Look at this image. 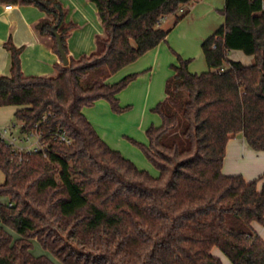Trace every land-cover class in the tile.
Segmentation results:
<instances>
[{
    "label": "trees",
    "instance_id": "trees-1",
    "mask_svg": "<svg viewBox=\"0 0 264 264\" xmlns=\"http://www.w3.org/2000/svg\"><path fill=\"white\" fill-rule=\"evenodd\" d=\"M89 1L104 35L94 52L58 66L55 77L26 76L21 49L6 44L12 65L0 76V108L16 107L13 125L24 123V132L47 117L42 127L65 131L72 144L47 138L48 158L19 160L0 139V264H56L33 254L35 240L61 264H223L215 248L232 264H264V240L254 228L264 225L262 177L248 182L223 173L237 135L264 152L263 0H226L224 24L202 43L208 71L193 73L182 58L173 67L154 109L162 123L148 129L149 145H140L157 176L113 150L83 110L99 100L115 113L127 110L118 96L139 74L114 84L109 78L168 42L162 22H180L196 0ZM0 4L40 8L47 17L36 29L59 55L56 28L68 54L74 25L61 2ZM231 51L253 57L252 64L230 59Z\"/></svg>",
    "mask_w": 264,
    "mask_h": 264
},
{
    "label": "crops",
    "instance_id": "crops-1",
    "mask_svg": "<svg viewBox=\"0 0 264 264\" xmlns=\"http://www.w3.org/2000/svg\"><path fill=\"white\" fill-rule=\"evenodd\" d=\"M58 1L66 10V23L74 25L66 41L68 57L79 59L82 56L90 55L96 50L99 37L104 35V28L96 6L89 0ZM225 3L226 0H196L188 15L180 22L177 23L175 17L165 19L162 22V27L170 31L168 42L161 43L138 61L122 69L121 71H124L123 78L130 74L147 71L144 75V80H148L147 86L152 87L154 83L159 85L163 81L166 82L174 75L172 65L175 57L172 49L186 58L192 55L191 48L198 53V47L224 24V18H219L217 12L224 9ZM8 5L11 4H0V76L10 75L12 55L6 44L11 41L16 48L21 49V67L26 76L55 77L58 73L57 67L64 65L60 56L53 49L52 38L41 35L36 29V26L47 17V14L33 5L12 4L13 9L7 10ZM231 52L241 53V51ZM231 52L229 53L230 59L240 61L244 65L252 64L253 57L249 56V59L245 60L241 55L231 56ZM125 70H130V74H126ZM190 71L199 73L196 72L197 70ZM206 71H208V67ZM114 77L115 75L110 77L108 82L116 83L113 82ZM125 94L126 91L119 94L121 101ZM103 101L105 100H99L95 106ZM93 107L85 108L83 113L101 138H104L98 130L96 120L90 113ZM15 109L17 110L16 107ZM1 120V127L9 126L5 124L6 119L1 118ZM223 173L229 176L242 175L248 182L262 177L258 186L260 189L263 188L264 152L253 150L243 135H237L228 142ZM254 228L264 240V225L254 224ZM213 254L220 258L223 264H232L218 248L213 250Z\"/></svg>",
    "mask_w": 264,
    "mask_h": 264
},
{
    "label": "rangeland",
    "instance_id": "rangeland-1",
    "mask_svg": "<svg viewBox=\"0 0 264 264\" xmlns=\"http://www.w3.org/2000/svg\"><path fill=\"white\" fill-rule=\"evenodd\" d=\"M221 11L222 10H218V17L224 18ZM172 51L175 57L172 65L173 72H175L173 67L179 64V58H182L183 60H190L189 70H197L196 72L199 73L207 70V65L202 50V44L200 47H198V53H196L195 49L191 48L192 55H190V57L188 58L184 57L181 53L174 51V49H172ZM236 53L238 52H231V56L241 55L245 60L249 59V56L245 55L243 52H241L240 54ZM130 72V70H125L126 74H130ZM146 72H138V78L131 83L133 86H130V84L126 89L122 91H126V94L122 101L121 97L118 96L120 99V105L122 107H128L127 110L122 113H115L111 110L110 105L107 102L103 101L97 104V106H95V103L93 105L94 107L92 106L93 108L90 110V113L96 120L99 132H101V134L104 136V138L102 139L107 144L109 142L108 145L113 150L121 152V154L125 158L132 161L139 169L157 176L159 174V171L147 158L140 145L148 146V129L151 126L158 127L162 123L161 117L159 116V114L154 112V109L166 97L167 81H163L162 83H159V85L154 83L152 87H150L149 85L147 86L148 80H144V75ZM123 76L124 71L116 73L113 82L120 81ZM15 110L16 109L14 106L0 108V124L2 122L1 118L7 120L5 123L7 125L16 123V119L14 116ZM4 182L5 174L0 170V183ZM0 201L4 202L5 200L0 199ZM5 228L10 233H12L14 238L17 237L11 229L7 227ZM32 252L35 256L45 255L56 264H61L50 252L45 251L36 240L33 241Z\"/></svg>",
    "mask_w": 264,
    "mask_h": 264
},
{
    "label": "built area",
    "instance_id": "built-area-1",
    "mask_svg": "<svg viewBox=\"0 0 264 264\" xmlns=\"http://www.w3.org/2000/svg\"><path fill=\"white\" fill-rule=\"evenodd\" d=\"M6 9H13V5H8ZM262 9L264 11V0ZM183 12L184 10L181 9L180 13ZM46 119L47 117H44L40 124H36L30 131L26 132L23 131L25 128L24 123L11 124L6 127L0 126V139L6 143L13 155L18 157L19 160L30 153H41L44 158H48L50 146L47 138L66 146L71 145L72 141L65 131L43 128L42 125L46 122Z\"/></svg>",
    "mask_w": 264,
    "mask_h": 264
},
{
    "label": "water",
    "instance_id": "water-1",
    "mask_svg": "<svg viewBox=\"0 0 264 264\" xmlns=\"http://www.w3.org/2000/svg\"><path fill=\"white\" fill-rule=\"evenodd\" d=\"M52 34L56 38L57 45H58V52L62 60V63L64 66H68L70 63V58L68 57V54L64 50L62 37L60 36L56 28L53 30Z\"/></svg>",
    "mask_w": 264,
    "mask_h": 264
}]
</instances>
